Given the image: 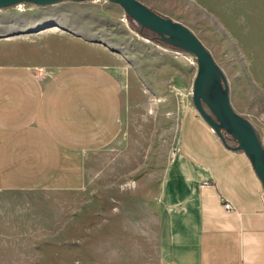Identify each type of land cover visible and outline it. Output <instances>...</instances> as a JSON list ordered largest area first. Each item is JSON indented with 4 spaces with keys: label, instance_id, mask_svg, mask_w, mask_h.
<instances>
[{
    "label": "rangeland",
    "instance_id": "obj_1",
    "mask_svg": "<svg viewBox=\"0 0 264 264\" xmlns=\"http://www.w3.org/2000/svg\"><path fill=\"white\" fill-rule=\"evenodd\" d=\"M137 1L197 37L264 146V0ZM11 62L107 68L121 86L122 131L88 160L82 190L0 192V264H158V198L181 116L194 109V57L92 0L0 9V63Z\"/></svg>",
    "mask_w": 264,
    "mask_h": 264
},
{
    "label": "crops",
    "instance_id": "obj_2",
    "mask_svg": "<svg viewBox=\"0 0 264 264\" xmlns=\"http://www.w3.org/2000/svg\"><path fill=\"white\" fill-rule=\"evenodd\" d=\"M121 131L107 68L0 63V192L82 190L88 160ZM263 195L244 154L185 109L158 198V264H264Z\"/></svg>",
    "mask_w": 264,
    "mask_h": 264
},
{
    "label": "water",
    "instance_id": "obj_3",
    "mask_svg": "<svg viewBox=\"0 0 264 264\" xmlns=\"http://www.w3.org/2000/svg\"><path fill=\"white\" fill-rule=\"evenodd\" d=\"M86 1L92 0H0V9L23 3L52 6ZM105 1L120 6L125 15L140 28L156 35L161 43L194 57L197 63L192 85L194 110L226 149L246 156L264 191V146L251 123L232 109L225 76L210 52L185 26L157 14L137 0Z\"/></svg>",
    "mask_w": 264,
    "mask_h": 264
},
{
    "label": "built area",
    "instance_id": "obj_4",
    "mask_svg": "<svg viewBox=\"0 0 264 264\" xmlns=\"http://www.w3.org/2000/svg\"><path fill=\"white\" fill-rule=\"evenodd\" d=\"M262 205H263V208H264V195H263V204ZM224 208H225V210L232 209L231 205L228 202L224 203Z\"/></svg>",
    "mask_w": 264,
    "mask_h": 264
},
{
    "label": "trees",
    "instance_id": "obj_5",
    "mask_svg": "<svg viewBox=\"0 0 264 264\" xmlns=\"http://www.w3.org/2000/svg\"><path fill=\"white\" fill-rule=\"evenodd\" d=\"M154 35V34H153ZM170 47V46H169ZM172 48V47H171ZM175 49V48H174ZM176 50H178V49H176Z\"/></svg>",
    "mask_w": 264,
    "mask_h": 264
}]
</instances>
